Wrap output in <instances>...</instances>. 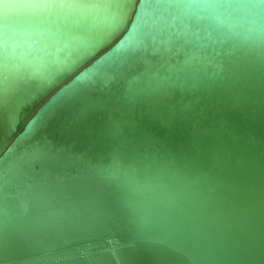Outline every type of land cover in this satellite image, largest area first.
Wrapping results in <instances>:
<instances>
[{
  "label": "water",
  "instance_id": "1",
  "mask_svg": "<svg viewBox=\"0 0 264 264\" xmlns=\"http://www.w3.org/2000/svg\"><path fill=\"white\" fill-rule=\"evenodd\" d=\"M95 3L39 23L0 16L23 37L11 62L0 55L23 77L5 94L0 71V264H264V37L249 32L264 2L142 4L146 45L110 54L90 81L46 84L122 7ZM168 236L169 258L153 248Z\"/></svg>",
  "mask_w": 264,
  "mask_h": 264
},
{
  "label": "snow or ice",
  "instance_id": "2",
  "mask_svg": "<svg viewBox=\"0 0 264 264\" xmlns=\"http://www.w3.org/2000/svg\"><path fill=\"white\" fill-rule=\"evenodd\" d=\"M122 5L113 16L111 23L103 30L100 36L78 50L75 59L67 60L59 64L55 71H49L39 77L48 85H53L58 76L64 73L79 71L73 83L90 81L93 79L99 68L110 61V54L125 52L131 48H139L146 45L150 34L143 27L144 13L141 9L143 4L146 8H151L153 0H118ZM11 9L22 10L35 16L51 17L54 15L85 14L98 6L95 0H12L10 5H5ZM107 49V51H105ZM91 62V63H89ZM88 65V67H83ZM3 73L5 94L9 91L8 82L19 81L23 77L7 64L0 65ZM53 97H48L36 110L32 118L24 125L21 135H31L36 127L54 110ZM20 111H22V106ZM17 124L19 112L15 113ZM10 143L4 151H14L13 144ZM3 153L0 152V155ZM155 251L168 258L177 253L179 245L171 236L164 237L153 242Z\"/></svg>",
  "mask_w": 264,
  "mask_h": 264
},
{
  "label": "clouds",
  "instance_id": "3",
  "mask_svg": "<svg viewBox=\"0 0 264 264\" xmlns=\"http://www.w3.org/2000/svg\"><path fill=\"white\" fill-rule=\"evenodd\" d=\"M261 2H264V0H261ZM11 3L12 0H0V16H4L5 20H7V14L11 10L10 7H6L5 5H10ZM208 8L210 14L213 15L218 22H220L221 24L228 23V17L225 14V11L220 6L209 5ZM26 14L32 15L28 12H26ZM54 16L55 15L53 14L51 17H35L37 23H39L44 19H52ZM7 25L9 24L5 22H0V55L3 56L4 61L11 62V60L16 58L15 54H18L21 50L22 45L20 42L23 37L19 33L13 35L7 29ZM249 32L254 34L255 39H260L261 37H264V28H261V26L255 21L252 22V26L249 28Z\"/></svg>",
  "mask_w": 264,
  "mask_h": 264
}]
</instances>
